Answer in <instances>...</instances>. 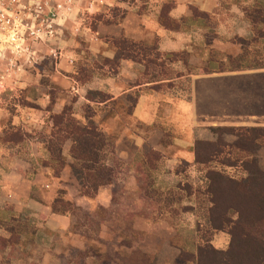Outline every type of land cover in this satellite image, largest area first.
Returning a JSON list of instances; mask_svg holds the SVG:
<instances>
[{
	"label": "crops",
	"instance_id": "1",
	"mask_svg": "<svg viewBox=\"0 0 264 264\" xmlns=\"http://www.w3.org/2000/svg\"><path fill=\"white\" fill-rule=\"evenodd\" d=\"M263 1L257 0L260 3ZM253 2L256 1H118L115 14L119 17L112 14L105 24L99 21L98 37L93 36L94 42L85 48L92 57L102 60L92 70L75 66L74 62L79 60V46L75 37H70L68 40L63 38L57 44L58 60H52L46 46H37V49L40 48L39 55L31 56V60L38 63L34 68L25 65L20 66V70H14L13 67L8 71V76L0 71V226L2 223L10 224L11 229L19 221L25 222L31 229L30 233H23L0 227V240L5 241L0 245V264H100L107 260L108 252L95 263L87 260L90 242L95 240L92 238L102 245L105 242L102 233L105 231L99 227L100 232L96 231L94 237L89 232L87 234L81 224L72 223L75 211L92 215L95 208L104 209L109 215L107 223L114 224L113 221L118 218L126 223L127 229L131 228V220L137 224L148 220L137 210L132 216L125 210L124 205H128L123 196L126 182L113 180L98 187L91 198L81 196L77 188L73 192L65 191L62 199L72 208L53 211L51 205L59 198L51 196V185L48 184L50 193H45L44 184L36 181L38 175L30 180L24 169L19 171L22 162L15 160L17 156L14 152L18 145L2 143L4 133L20 132L24 143L31 139L30 135L39 131L45 135L44 144L47 145L55 130L53 119L47 121L50 116L61 115L67 106H72L74 110L75 104L79 103L80 110L85 106L91 111L87 119L97 126L101 134L103 146L100 152H106L105 164L112 168V174L126 175L131 170L135 171L137 168L133 165L142 158L147 165L145 152H155L159 160L165 162L163 166L169 162L166 167L170 168L166 172L157 170L159 167L154 169V172H161L152 173L154 189L163 191L175 186L179 191L178 187L183 182L175 178L177 175L185 170L192 172L193 169L203 170L204 173L203 167L194 162L195 143L214 142L216 135L212 133V128L264 127V66L241 64L231 68L221 65L241 51L240 46L233 43L234 38L247 41L256 37L255 28L246 18L251 10L256 9L252 6ZM195 12L204 17H196ZM113 40H123L138 47H141L140 44H154L160 59L183 55V63L177 61L171 67L177 73L172 81L174 84L186 79V90L163 81H140L139 77L146 70L141 60L134 62L132 58L123 56L118 63H114L117 48L113 46ZM214 51L219 52L222 58L214 59ZM183 66H186V72H183ZM84 73L88 74L84 76ZM89 93L90 96H87ZM66 96L74 98L71 102L69 97L61 102ZM78 117L79 121H84L83 117ZM75 123L79 124L77 121ZM72 145L69 138L64 139L58 152H71ZM39 147L36 152H43L44 155L49 152L47 146L42 148L39 144ZM262 152L264 147L257 148L255 158L257 168L264 173ZM182 164L185 165L183 171L176 173ZM58 172L60 174L54 175L55 178L62 173ZM185 184L191 189L189 200L196 201L194 192L201 191L203 187L188 182ZM116 185L123 191L120 198H116L113 189ZM143 188H146L145 184ZM32 190L42 191V196L34 198ZM142 199L145 200V197ZM92 201L95 203L93 208ZM115 206H119L117 214ZM185 206L191 208V211L185 212L187 214L194 215L193 211H197L190 202ZM154 212L151 211L150 215L157 214ZM202 214L205 217L203 210ZM201 228L195 220L193 228L187 227L185 231L192 233L189 229H193L196 235ZM12 237L15 239L11 243L6 242ZM162 241L160 239L161 247ZM228 242L229 236L225 232L214 231L209 245L216 251H224ZM159 248L157 246L155 253L162 250ZM165 248L166 252L174 251V258L168 260V264L176 263L180 250L172 245ZM183 251L188 252L187 249Z\"/></svg>",
	"mask_w": 264,
	"mask_h": 264
},
{
	"label": "rangeland",
	"instance_id": "2",
	"mask_svg": "<svg viewBox=\"0 0 264 264\" xmlns=\"http://www.w3.org/2000/svg\"><path fill=\"white\" fill-rule=\"evenodd\" d=\"M118 1H126V0H113L109 1L107 5L103 6L102 9L95 13H78L76 14L75 19L70 18L66 20L65 23L66 26L63 24L60 26L57 34V39L54 43L50 44H42V43H36V44H27L28 51H21L16 56V59H12V65H9V62H1L0 63V71L4 73L5 70H10L14 67L15 69H19L20 66L25 67V65L28 68H34L38 63L29 64L26 58L31 56H38L40 51L37 46H46L48 55L52 58V60H56L59 56V49L56 47L58 43L62 41V39H69L70 37H75V39L78 42V50H79V60L74 62L75 66L78 68H88V70H92L91 68H94V66H98L99 63L102 62L99 58L96 59V57H92L88 50L85 49L87 46L91 43H93L92 37L96 36L98 37L97 33V23L99 21L103 24H105L106 21L114 15L115 12L118 11L116 8V4ZM234 1V0H233ZM237 1V0H235ZM256 2H253L252 6L256 8H264V1L262 3L257 2V0H254ZM115 17H119L118 14H115ZM68 21V22H67ZM99 32V31H98ZM97 33V34H96ZM100 34V33H99ZM122 42H125L123 40H117L112 41V44L116 49V53L114 55V63H118L119 59L123 57L124 55L130 54L131 56H135L136 59L132 60L134 62L138 61L140 59V52H138V45L134 44L135 47H137V50L133 52V49H126V46H123L121 44ZM127 43V47L129 48L130 44ZM87 44V45H86ZM139 46L148 48L146 51V57H142L141 64L145 67V73L143 76L139 77L140 81L148 82V83H158L160 81H163V83L169 85H175L180 90H186L187 82L186 79L175 81L173 84V79L177 75L175 70L173 71L172 68L176 64L177 61H182L183 55H172L169 57H162L158 55V57H155L156 49L155 45L152 44H140ZM45 47V48H46ZM238 47V46H237ZM49 48V49H48ZM242 50V49H240ZM244 51H240L239 54H241L240 57H237L238 55H235L232 60H226L225 62L221 63V65L224 64L225 67H235L240 66L241 64L244 65H257L260 64L259 62L264 61V37H261V40H257L255 42V45L250 44L249 46H245L243 48ZM140 54V55H139ZM158 54V53H157ZM16 55V54H15ZM7 57H10V54H6ZM214 59L216 58H222V55H220L219 52L214 51L213 53ZM24 58V60H22ZM31 58V57H30ZM145 58V60H143ZM260 58V60H259ZM22 60V62L20 61ZM58 60V59H57ZM259 60V61H258ZM40 62V60L38 61ZM175 62V63H174ZM173 66V67H172ZM172 67V68H171ZM183 69V72H186V66L181 67ZM20 70V69H19ZM88 71V72H89ZM182 72V73H183ZM8 73L4 74L7 75ZM88 73H84L83 75L86 76ZM9 75V74H8ZM7 75V76H8ZM90 96V93L87 95ZM95 96V95H93ZM69 97V98H68ZM69 99L71 102V99L74 98L72 96H66L61 102H64L66 99ZM129 99V98H128ZM131 100V98L129 99ZM132 101V100H131ZM74 110L72 109V106H67L64 110L65 112V118L64 120H72L74 125L77 127L78 130L85 132L86 130L93 128L95 132L97 131V126H94L92 121H90L87 118H90L91 111L89 112L88 109L84 106L82 110L81 108H78L80 105L79 103L75 104ZM77 111V113H75ZM83 117L84 121L81 119L79 121V117ZM54 120V117L52 118L50 116L49 118ZM63 119V118H62ZM77 121L76 124L75 122ZM55 122V121H53ZM257 126L252 127H244V128H255ZM259 127V126H258ZM223 128V127H221ZM264 128V127H260ZM45 131V129H44ZM47 132V130H46ZM53 132V131H52ZM100 134V133H99ZM34 135V136H33ZM33 135H30L31 139H27L24 143H22L20 146L18 145L14 152L17 156L15 158L16 161L22 162L21 169L19 168V171H22L24 169V172L26 174H29L28 178L30 180H34V175H38L36 177L37 182H42L44 184L43 191L48 194L52 190L51 196L54 198H63L65 197L66 193L65 191L71 190L73 192L74 188H77L81 190V186L84 183L82 178V173H80V167L79 164L76 162L75 159H73L70 155V152H59L61 159L63 162L58 165L56 163V159H52L51 155L56 157L57 155V149H58V138L54 137L55 139L53 146L54 151L52 152H46V155H44L43 152H36L37 149H39V144H41V147L47 146L44 143H46V140L44 139V134L37 131ZM101 136V134H100ZM83 139V137L81 138ZM219 139L223 141L225 144L229 145L234 140L235 137L227 132H222L219 134ZM8 145V144H7ZM10 146V145H9ZM264 147V139L260 141L257 146L248 151L252 152L247 153L246 155H241V160H249L253 159V161L256 162L255 154H256V148ZM14 149V147H12ZM41 148V150H42ZM10 149V148H8ZM40 150V151H41ZM148 152L146 153V156L148 157ZM10 154V153H9ZM64 154V155H62ZM114 154V152H113ZM111 155V154H109ZM115 155V154H114ZM231 157L236 158L230 154ZM116 156V155H115ZM261 156H263L264 159V152L261 153ZM116 158V157H114ZM69 159L71 161V165L69 164ZM239 159V158H237ZM240 159L238 160V163L236 166L238 167H226V166H220L218 164H211L210 168H213L219 172H221L225 177L231 178L233 180H239L240 178H243V173L239 166L241 165ZM12 160V161H15ZM150 161V159H149ZM147 161V165L145 163V160L142 158L139 163L134 164L133 166H136L137 169L135 171L131 170L128 174L125 175V173H113L110 176V180L119 182L123 181L126 182L125 184V195L124 198L126 201H128V205H124L125 210H128L130 212V215L134 214L139 211V214L142 216H146L148 218L147 221L141 222L137 224V222H133L131 220V228H126V223L124 224L121 219L117 218V221H113L114 224H111V222L106 220L108 219L109 215L106 213L104 209L98 208L94 209V212L92 215H89L86 212L78 211L74 212V220H72V223L74 221L77 222L76 224H81L85 228V232L92 237H94V234L96 231H99L100 229L104 230L105 233H102L104 238L103 240L105 242H102V245L96 243V238H92L95 240H92L90 242V254H88L87 260H92L94 263L97 262L100 258L105 255L106 252L109 253V257L111 259L109 260V257H107V260L101 262L100 264H157L158 262H161V264H168V260H171L174 258V251L173 253L166 252V246L172 245L175 249H187L188 252H193L195 249V246L197 244L201 243V236L200 233L196 232L193 234V229H189L192 233H186L185 228H193L194 221L196 220L201 225V229H205L207 227L206 219L202 214V210L204 211V204L202 198L200 197L198 200L192 202L189 200L188 196H186L183 192L178 191L175 186L170 187L168 190L164 189L163 191H159L154 189L152 185L153 176L152 173H158L160 174L163 169V171L166 172L170 168L166 167L169 162H167L164 166V161L161 162V160H153L152 162ZM109 162V160H108ZM257 164V162H256ZM63 165V166H62ZM148 165H151L149 167ZM159 167L157 170H160L161 172H154V169ZM173 169V168H171ZM58 171H62L61 175L58 177H54V175H59L60 173ZM53 172V173H52ZM123 176V177H122ZM178 177H175L176 179L180 178V182H183L185 184L186 182L194 185L203 187V184L205 185V180L203 176V170H196L193 169L192 172H186L184 171L183 174L177 175ZM124 178V179H123ZM174 179V180H176ZM48 184L51 185V187L48 189ZM137 186L135 187V185ZM143 184H145L146 188H143ZM66 188V189H65ZM116 198H120L121 192H123L118 185H116L114 188ZM128 190V191H127ZM129 192V195H127ZM20 194V191H19ZM22 194V193H21ZM32 196L34 198L41 197L42 191H33L32 190ZM143 196L145 197V200L142 199ZM87 198V197H86ZM58 200V199H57ZM91 206L93 208L94 201H92ZM193 204L194 207L196 206L197 211H193L194 215L197 213V216L190 215L189 213H183L179 211L180 207L185 206L186 204ZM199 204V205H198ZM90 206V207H91ZM119 206H115L114 210L117 214ZM61 209L60 207L56 208V212H59ZM54 211V210H53ZM151 211L157 214H151ZM161 215V217L159 216ZM115 217V216H114ZM157 224V225H156ZM0 226L2 229L6 231H14V232H23V233H30L31 229L26 226L25 222H15L11 229L10 224L5 225L1 224ZM107 225V226H106ZM100 232V231H99ZM175 232V233H174ZM98 233V232H97ZM145 234V236H144ZM100 239V238H99ZM160 239H163L162 241V247L159 246ZM12 240L6 241L8 243H11ZM21 241V240H20ZM203 241V240H202ZM5 244V241L0 240V245ZM36 245V243H32ZM29 243V245H32ZM158 247L162 248L159 251H156L155 249ZM142 250H148L150 252L143 253ZM84 251H87L84 249ZM88 252V251H87ZM100 257V258H99ZM190 264V262L186 263Z\"/></svg>",
	"mask_w": 264,
	"mask_h": 264
},
{
	"label": "trees",
	"instance_id": "3",
	"mask_svg": "<svg viewBox=\"0 0 264 264\" xmlns=\"http://www.w3.org/2000/svg\"><path fill=\"white\" fill-rule=\"evenodd\" d=\"M193 14L196 17H204L200 13L195 12ZM246 16L255 28L256 37L247 41L234 38L233 43L238 44L242 49L241 51H244L245 46L255 45L257 40L264 37V10L260 8L253 9ZM257 26L260 27L257 28ZM121 44L126 46L127 50L133 49V52L135 49L137 50L134 44H130L129 48L126 42ZM138 48L141 60L142 57H146L148 48ZM129 55L127 52L124 57L130 58ZM240 56L241 54L237 57ZM131 57L136 59L135 56ZM155 57H158L157 53ZM259 63L253 66H264V61ZM64 118L65 114L63 113L54 116L55 130L51 133V138L47 140V149L49 152L54 151L55 139L53 136L58 138V145L67 138L72 141L70 155L79 164L80 173H82V178L84 177V183L79 193L81 196L91 198L98 187L111 181L112 168L105 164L106 152H100L103 146L100 134L95 132L93 128L82 133L72 120H64ZM211 131L216 135L215 141L195 143L194 161L204 169V188L194 193L197 200L201 197L205 202L204 204H206L204 214L207 227L197 231L200 236L202 235L203 241L201 240V243L195 246L193 252L180 250L174 264L188 262L193 264H264V173L257 168V164L252 158L248 161L240 159L242 158L241 155L252 154L248 151L264 139V128L220 127L212 128ZM222 132L230 133L235 137V140L229 145L225 144L219 139V134ZM82 137L83 139H81ZM1 141L10 146H17L24 141V138L20 132L12 131L4 133ZM230 154H234L232 156L236 158L231 157ZM51 158L56 159L58 165L63 162L59 152H57L56 157L52 153ZM237 158L241 161L239 168L244 174L243 178L239 180L225 177L221 172L210 168L213 163L232 168L238 167L236 166L239 160ZM153 160H158L157 153L148 152L147 161L152 162ZM114 166L116 165L114 164ZM148 166L151 167V165ZM184 166V164L180 165L176 173L182 172ZM178 189L186 196L191 195V189L187 184L179 186ZM51 207L54 211L57 207H60L63 211L72 208L63 199L56 200ZM179 211L185 213L191 211V208L183 206L179 208ZM214 231H222L229 236V242L224 251H216L209 245L210 237ZM14 239V237L10 238V240Z\"/></svg>",
	"mask_w": 264,
	"mask_h": 264
},
{
	"label": "built area",
	"instance_id": "4",
	"mask_svg": "<svg viewBox=\"0 0 264 264\" xmlns=\"http://www.w3.org/2000/svg\"><path fill=\"white\" fill-rule=\"evenodd\" d=\"M109 1L113 0H0V63L12 65L19 52L28 51L27 44L54 43L64 21L78 13H95ZM30 57L25 61L35 63Z\"/></svg>",
	"mask_w": 264,
	"mask_h": 264
}]
</instances>
